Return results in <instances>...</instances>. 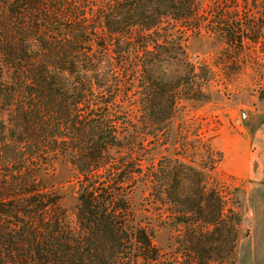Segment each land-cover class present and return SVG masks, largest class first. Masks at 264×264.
<instances>
[{"label": "trees", "instance_id": "16d2710c", "mask_svg": "<svg viewBox=\"0 0 264 264\" xmlns=\"http://www.w3.org/2000/svg\"><path fill=\"white\" fill-rule=\"evenodd\" d=\"M263 1L243 0L241 14L236 0H214L202 23L198 0H0V264H214L218 245L202 247L210 257L198 262L177 248L163 258L152 231L131 226L122 186L142 172L145 137H165L173 157L142 176L151 195L175 229L204 211V187L185 199L167 179L183 165L172 132L178 100H209L211 71L189 60L185 41L204 24L226 44H257ZM257 86L264 100V75ZM119 149L126 154L115 157ZM60 162L77 175L75 228L60 205ZM210 201L206 224L217 228L213 191Z\"/></svg>", "mask_w": 264, "mask_h": 264}, {"label": "rangeland", "instance_id": "374dc122", "mask_svg": "<svg viewBox=\"0 0 264 264\" xmlns=\"http://www.w3.org/2000/svg\"><path fill=\"white\" fill-rule=\"evenodd\" d=\"M198 1L202 23H207L217 12L214 0ZM236 3L242 14L243 0ZM256 6L259 8L254 11L260 17L256 32L251 35L258 39L257 44L248 42L241 48L226 44L223 37L208 32L204 24L198 35L185 41L189 60L211 71L207 75L211 80L204 87L209 100L201 105L178 100L172 132L175 147L180 149L176 157H182L183 165L177 162L167 179L170 185L177 182V191L181 190L185 199L198 198L204 187L206 195L200 201L204 211L184 217V222L177 218L175 229L167 218L166 204L151 195L149 183L142 176L151 173L150 162L165 164L173 157L172 144L165 137H145L146 146L138 150L145 159L142 172L122 186L131 226L152 231L153 244L165 259L174 257L177 248L184 253L188 250L196 262L206 260L210 256L204 253L201 259V248L218 245L214 247L222 252L218 258L213 256L214 264H264V100L258 99L257 86L264 75V1ZM129 109L131 121L136 124L139 108L134 98ZM243 114L246 119L241 120ZM112 154L119 157L126 151L119 149ZM76 177L75 170L66 162L57 165L60 205L72 228L76 227ZM212 191L219 197L223 219L217 228L205 220L213 214V202H207ZM228 245H234L231 255Z\"/></svg>", "mask_w": 264, "mask_h": 264}, {"label": "built area", "instance_id": "2783aa9c", "mask_svg": "<svg viewBox=\"0 0 264 264\" xmlns=\"http://www.w3.org/2000/svg\"><path fill=\"white\" fill-rule=\"evenodd\" d=\"M244 119H246V115L245 114H243L242 117H241V120H244Z\"/></svg>", "mask_w": 264, "mask_h": 264}]
</instances>
